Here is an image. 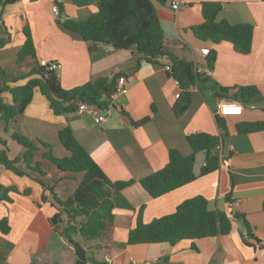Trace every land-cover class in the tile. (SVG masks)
<instances>
[{"label": "crops", "instance_id": "1", "mask_svg": "<svg viewBox=\"0 0 264 264\" xmlns=\"http://www.w3.org/2000/svg\"><path fill=\"white\" fill-rule=\"evenodd\" d=\"M91 1L88 7H77L73 0H59L64 13L59 9L54 12L55 0H23L0 9V38L9 40L0 51V88L6 79L15 81L11 86L26 84L28 75L42 60L59 65L57 73L66 90L117 74L125 78L124 89L113 96L101 122L89 112L57 116L46 96L36 91L22 115L0 123V140L6 143L5 147L0 142V152L7 149L9 159H21L18 168L24 172L20 176L0 165V185L19 191L10 193V203L0 200V221L7 218L11 228L7 235L0 231V264H76L73 247L54 230L50 218L57 213L55 197L68 200L84 173L61 171L45 159L47 150L40 145H50L57 158L69 156L59 140L64 128L72 130L111 181H133L123 194L135 210L115 211L111 230L102 248L96 250V258L111 264H264V131L241 134L236 128L239 123L264 121V1L183 0L179 11H174L167 1H155L165 37L184 46L173 52L210 79L198 82L190 90V107L179 116L174 105L182 91L168 75V61L139 62L135 48L92 46L64 28L62 23L67 17L84 21L97 12L99 0ZM203 2L222 4L218 21L253 25L249 54L238 53L227 42L214 45L195 38L192 27L204 22ZM26 27L32 33L36 58L19 61ZM204 48L210 54L216 53L213 69L208 66L210 54L201 53ZM236 86H256L262 101L245 105L241 115L218 116L219 100H234L219 99L214 90ZM3 98L12 103L10 94ZM218 118L225 120L229 133L218 146L219 169L201 176L206 162V155L201 152L196 156L194 182L160 198H151L140 181L163 169L171 150L191 155L189 135H219ZM144 119L149 120L140 123ZM13 132L38 146L33 166L39 164L44 176L28 169L22 160L26 148L13 140ZM25 190H30V194H24ZM196 196L205 197L211 211L225 212L232 218L229 234L175 245L128 243L141 208L143 221L151 223L173 214L182 202ZM234 214L245 216L253 237L248 238L244 224Z\"/></svg>", "mask_w": 264, "mask_h": 264}, {"label": "trees", "instance_id": "2", "mask_svg": "<svg viewBox=\"0 0 264 264\" xmlns=\"http://www.w3.org/2000/svg\"><path fill=\"white\" fill-rule=\"evenodd\" d=\"M23 0H0V9ZM156 0H99L97 12L84 21L65 18L62 25L68 31L80 36L92 46L104 44L116 50L136 49L139 62L156 63L165 59L170 64L168 75L176 80L181 88L178 101L174 105L177 116L183 114L191 104V92L198 82L210 80L198 72L193 63L181 60L173 50L184 46L177 40H168L161 26L160 16L155 8ZM165 3L166 0H157ZM264 1V0H262ZM60 12L63 5L55 0ZM77 7H88L91 0H73ZM204 22L192 27L195 38L204 43L214 45L222 42L230 43L241 54L252 51L254 27L251 24H231L226 20L218 21L222 4L218 2H203L201 4ZM26 41L18 54V60L28 57L36 58V47L32 33L25 28ZM9 40L0 38V51ZM216 59L215 51L208 58V66L213 69ZM123 77L102 78L94 82L66 90L62 87L56 70L41 66L39 63L28 75L24 85L11 86L15 81L5 80L0 88V123L10 122L22 115L32 102L36 91H40L50 103L55 115H70L77 113L80 104L97 107L101 111L108 110L112 105L116 92L117 81ZM10 94L12 103H6L3 95ZM219 99L234 100L245 105L259 103L262 95L256 86H236L231 88L219 87L214 90ZM144 119L140 123H145ZM219 135L198 132L187 137L192 154L184 156L178 150H171L168 164L140 181L145 192L154 199L160 198L172 191L186 186L197 179L194 172L197 154L204 152L206 162L200 175L204 176L219 169L220 153L218 146L222 139L229 136L225 120L218 118ZM241 134L264 131V121L244 122L236 126ZM12 138L26 148L22 160L28 169L45 173L39 164L33 166L38 146L30 142L23 135L13 132ZM59 140L69 152L65 158H57L51 151L50 145L40 142L47 151L45 159L50 161L63 172L73 174L84 173V178L75 193L65 201L55 197L57 213L50 218V224L73 247L76 264H111L107 260L95 257L97 249H101L113 225L116 210H135L123 191L133 184V181H111L95 162L87 150L75 138L70 128L59 132ZM0 142L5 145L2 140ZM21 159L11 160L7 149L0 152V165L17 175L23 176L18 168ZM44 188L49 187L43 184ZM19 193L15 187L0 185V200L12 202L10 193ZM24 194L29 195L30 190ZM45 200V197H43ZM228 202L230 198H227ZM143 208L137 215V222L129 232L128 243L175 245L182 241H193L209 237L229 234L232 230V218L225 212H214L208 207V200L203 196H196L182 202L176 211L168 216L153 220L151 223L143 221ZM233 217L241 221L248 238L253 237L250 226L244 215L234 214ZM7 218L0 221V231L7 235L10 232ZM259 244L260 241L256 240ZM153 264V263H151Z\"/></svg>", "mask_w": 264, "mask_h": 264}, {"label": "built area", "instance_id": "3", "mask_svg": "<svg viewBox=\"0 0 264 264\" xmlns=\"http://www.w3.org/2000/svg\"><path fill=\"white\" fill-rule=\"evenodd\" d=\"M170 7L174 10V11H179L182 6H183V0H166ZM54 12L58 13V8L54 7ZM201 53L205 56H208L210 54V50L209 49H201ZM41 66L44 67H49L51 70H58L59 65L57 63L54 62H48L45 60H42L40 62ZM166 70L170 71V64L168 63L166 65ZM209 73H211L209 71ZM124 81L125 78L121 77L118 80L117 83V87H116V92L114 95L120 93L124 88ZM244 111V105L240 102H234V101H226V100H219L218 104H217V115L220 117H226V116H231V115H241ZM79 114H84L86 112L91 113L93 116H95L98 121H103L105 119V115L103 113V111H101L100 109H98L97 107H89L86 104H80L78 111Z\"/></svg>", "mask_w": 264, "mask_h": 264}, {"label": "water", "instance_id": "4", "mask_svg": "<svg viewBox=\"0 0 264 264\" xmlns=\"http://www.w3.org/2000/svg\"><path fill=\"white\" fill-rule=\"evenodd\" d=\"M103 112L105 113V112H107V111L105 110V111H103Z\"/></svg>", "mask_w": 264, "mask_h": 264}]
</instances>
